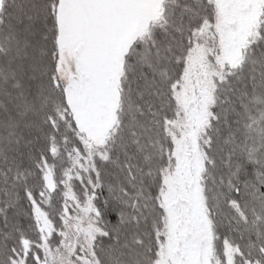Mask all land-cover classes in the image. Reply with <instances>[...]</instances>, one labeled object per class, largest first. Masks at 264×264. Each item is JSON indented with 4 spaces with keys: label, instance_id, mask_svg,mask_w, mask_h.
I'll return each instance as SVG.
<instances>
[{
    "label": "snow or ice",
    "instance_id": "snow-or-ice-1",
    "mask_svg": "<svg viewBox=\"0 0 264 264\" xmlns=\"http://www.w3.org/2000/svg\"><path fill=\"white\" fill-rule=\"evenodd\" d=\"M0 264H264V0H0Z\"/></svg>",
    "mask_w": 264,
    "mask_h": 264
}]
</instances>
